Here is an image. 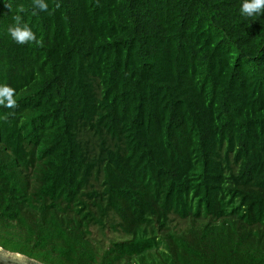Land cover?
Returning a JSON list of instances; mask_svg holds the SVG:
<instances>
[{"label":"trees","instance_id":"obj_1","mask_svg":"<svg viewBox=\"0 0 264 264\" xmlns=\"http://www.w3.org/2000/svg\"><path fill=\"white\" fill-rule=\"evenodd\" d=\"M0 0V248L40 264H264V15L244 0ZM39 43L16 44L15 18Z\"/></svg>","mask_w":264,"mask_h":264},{"label":"clouds","instance_id":"obj_2","mask_svg":"<svg viewBox=\"0 0 264 264\" xmlns=\"http://www.w3.org/2000/svg\"><path fill=\"white\" fill-rule=\"evenodd\" d=\"M34 8L40 12H47V0H34ZM241 13L246 16L264 15V0H244ZM8 33L10 38L18 45H26L32 42L39 43L32 28L22 23L20 17L15 18V24L9 27ZM16 104L15 89L7 84H0V106L12 109L15 108Z\"/></svg>","mask_w":264,"mask_h":264},{"label":"water","instance_id":"obj_3","mask_svg":"<svg viewBox=\"0 0 264 264\" xmlns=\"http://www.w3.org/2000/svg\"><path fill=\"white\" fill-rule=\"evenodd\" d=\"M0 264H40L19 254H12L0 248Z\"/></svg>","mask_w":264,"mask_h":264}]
</instances>
